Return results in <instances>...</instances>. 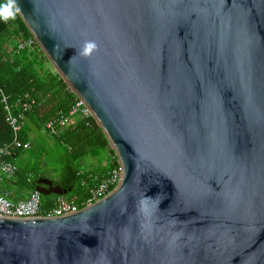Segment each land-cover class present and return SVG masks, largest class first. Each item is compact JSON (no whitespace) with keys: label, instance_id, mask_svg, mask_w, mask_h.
Here are the masks:
<instances>
[{"label":"water","instance_id":"95a60500","mask_svg":"<svg viewBox=\"0 0 264 264\" xmlns=\"http://www.w3.org/2000/svg\"><path fill=\"white\" fill-rule=\"evenodd\" d=\"M16 2L121 178L68 214L0 216V264H264V0Z\"/></svg>","mask_w":264,"mask_h":264},{"label":"trees","instance_id":"16d2710c","mask_svg":"<svg viewBox=\"0 0 264 264\" xmlns=\"http://www.w3.org/2000/svg\"><path fill=\"white\" fill-rule=\"evenodd\" d=\"M3 3H6V0H0V4ZM20 36L31 37L32 35L18 13L14 19L6 22L0 19V87L8 100L15 104V109L19 107L16 104L17 99L24 97L25 94H29L35 104L31 111H24L21 128L14 132L5 120L6 111L0 101V146L10 144L14 138L22 142L29 141L28 132L31 128L42 131L45 121L58 112L69 116V112L78 101V97L54 70L37 43L21 50L15 49L13 39ZM19 111L22 110L19 108ZM48 137L62 144L67 153L63 159L60 175L52 179L42 174H33L30 170L17 166L16 173L4 181L8 185H18L22 191H32L38 179H50L53 185H59L61 188H71L70 191L77 189L78 196L66 198L81 208L88 196V189L93 185V176L97 175L99 181L107 171L117 166L116 160L112 158L115 152L94 119L87 120L79 113H74L71 124L62 129L57 137ZM22 150L21 147L17 148L13 156L8 159L12 160V157ZM105 153L109 154L106 165L90 170L92 172L82 170L80 167L82 160L88 156H96L98 162L102 163ZM3 189L10 190L5 187ZM0 192H2L1 188ZM57 196L52 193L41 194V214H48ZM8 197L21 198L10 195Z\"/></svg>","mask_w":264,"mask_h":264},{"label":"built area","instance_id":"2783aa9c","mask_svg":"<svg viewBox=\"0 0 264 264\" xmlns=\"http://www.w3.org/2000/svg\"><path fill=\"white\" fill-rule=\"evenodd\" d=\"M13 44L15 49L21 50L28 46H32L35 42L31 37L20 36L13 39ZM0 101L3 103V108L6 111V122L10 125L14 132L19 131L21 128L20 123L24 119V111L32 110L33 105L35 104L34 99H32L29 94H25L24 97L17 99L16 104H18L19 107L18 109H15V104L8 100L6 94L0 87ZM19 108L22 111H19ZM74 113H79L82 118L87 120L94 119L82 100L78 98V101L69 112V116H64L58 112L49 117L44 123L42 132L48 136L57 137L62 129L67 128L71 124ZM19 147L29 149L31 147V142H22L19 139L14 138L10 144L0 146V188L2 190V192H0V216L12 218L61 216L79 209L75 202L68 200L63 195H58L55 199L54 206L48 214L43 215L41 214L40 209L41 194L35 189L32 190L26 198L10 199L8 197L9 195H12V192L10 190L3 189L1 182L8 180L16 173L17 166L8 158L13 156L15 150ZM112 158L116 160L117 166H114L107 171L105 176L99 179V181L97 179V175L93 176V185L88 189V196L83 201V206L108 194L119 183L121 178V167L116 155L112 156ZM82 183L84 184V182Z\"/></svg>","mask_w":264,"mask_h":264},{"label":"rangeland","instance_id":"374dc122","mask_svg":"<svg viewBox=\"0 0 264 264\" xmlns=\"http://www.w3.org/2000/svg\"><path fill=\"white\" fill-rule=\"evenodd\" d=\"M37 131L38 130H35L30 133L31 135L29 137L32 143L31 148L19 151L16 156L12 157V161L16 166L24 167L25 169L30 170L33 174H42L52 179H56L61 173L63 159L67 156L65 147L53 138L48 137L44 133H37ZM106 154L107 153H105L104 156ZM85 160H93V162L95 160L98 161L96 156H88L87 158H84V161ZM80 167L83 166L80 165ZM1 185L10 189L16 195H20L25 191L20 190L18 185H8L5 181H2ZM78 195V190L73 189L67 192L64 197L74 198Z\"/></svg>","mask_w":264,"mask_h":264},{"label":"clouds","instance_id":"9594fccd","mask_svg":"<svg viewBox=\"0 0 264 264\" xmlns=\"http://www.w3.org/2000/svg\"><path fill=\"white\" fill-rule=\"evenodd\" d=\"M21 11V8L17 4L16 0H6V3L0 4V19L5 22L9 19H14L16 14ZM97 44L94 41H85L82 49L80 50V55L89 56L91 53L97 49Z\"/></svg>","mask_w":264,"mask_h":264},{"label":"crops","instance_id":"0c3cea01","mask_svg":"<svg viewBox=\"0 0 264 264\" xmlns=\"http://www.w3.org/2000/svg\"><path fill=\"white\" fill-rule=\"evenodd\" d=\"M35 130H37V129L31 128L30 131L28 132V135L30 136L31 135L30 133L31 132H34ZM37 133H42V131L38 130ZM29 141H30V137H29ZM107 159H109V154L108 153L103 157V160H102V163L103 164L102 163H99L97 160H95L94 162H93V160H90V161H86V160L84 161V160H82V164H81L83 166L82 167V170H86V171L89 170V172H92L90 170H94V169L98 168L100 165H106L108 163L107 162ZM30 192L31 191H24V192H22L20 194L22 197L20 195H16L15 193L12 192V195L11 196L12 197L14 196L15 198L16 197L26 198L29 195Z\"/></svg>","mask_w":264,"mask_h":264}]
</instances>
